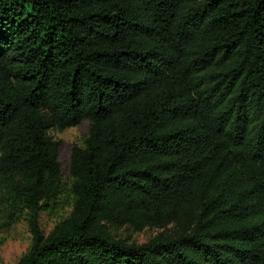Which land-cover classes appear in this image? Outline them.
Masks as SVG:
<instances>
[{"label": "trees", "instance_id": "16d2710c", "mask_svg": "<svg viewBox=\"0 0 264 264\" xmlns=\"http://www.w3.org/2000/svg\"><path fill=\"white\" fill-rule=\"evenodd\" d=\"M84 119L45 233L48 129ZM23 213L14 264H264V0H0V219Z\"/></svg>", "mask_w": 264, "mask_h": 264}, {"label": "rangeland", "instance_id": "374dc122", "mask_svg": "<svg viewBox=\"0 0 264 264\" xmlns=\"http://www.w3.org/2000/svg\"><path fill=\"white\" fill-rule=\"evenodd\" d=\"M90 120L84 119L81 122L67 126L63 129L49 128L48 133L59 141L57 159L60 164L63 179V192L57 201L51 202L41 209L39 213V225L46 233L53 225L66 215L70 209L71 197L68 194L69 155L74 144L83 145L88 135ZM160 231L157 227H144L139 231H133L130 227L124 226L117 230V236L124 237L127 241L143 242ZM31 233L24 213L11 224L3 223L0 219V264H14L20 255L30 244Z\"/></svg>", "mask_w": 264, "mask_h": 264}]
</instances>
